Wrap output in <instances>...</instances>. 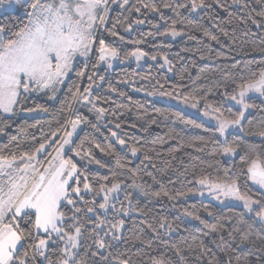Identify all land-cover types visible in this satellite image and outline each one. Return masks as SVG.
Wrapping results in <instances>:
<instances>
[{
  "label": "trees",
  "instance_id": "obj_1",
  "mask_svg": "<svg viewBox=\"0 0 264 264\" xmlns=\"http://www.w3.org/2000/svg\"><path fill=\"white\" fill-rule=\"evenodd\" d=\"M205 2L212 7L193 11L190 7H177L179 4L190 5L191 0H128L126 5L124 0H109L108 19L97 30L93 52L86 61L74 64L65 82L58 86L56 99H50L48 91L34 92L17 106L18 110L42 105L49 111L31 118L19 117L17 111L14 115L0 111V147L8 145L6 151L9 152L17 151V145L21 152L34 150L44 142L50 128L55 130L58 127L57 120L63 124L65 118H76L61 112L62 105L71 99L70 89L74 91V86L79 85L83 91L92 84L89 99L95 98V109L87 102H73V111L86 117L88 122L80 124L74 139L73 147L80 152V156H76L75 152L68 155L82 171L80 186H83L84 175L96 190L101 185L110 188L113 183L122 184L121 199L127 215H118L114 211L103 214L96 210L101 219L106 218L113 223L124 220L120 233L123 240L113 251L122 259L130 258L131 264H151L153 259L161 258L169 264H227L229 255L232 264H237L247 251V246L240 243L239 234L233 231L240 224V214L244 209L222 207L210 200L187 197L198 191L197 183L202 178L211 183L236 180L242 193L256 199L262 197L261 191L251 185L241 169L246 170L247 163L253 159L264 163V137L259 136V132L264 131V96L247 99L252 110L242 121V130L227 135L230 144L240 146L232 159L223 156V144L219 142L221 140L214 127L148 97L150 93L166 92L181 99L187 97L190 102H199L201 108L219 109L225 119L238 116L240 110L228 105L227 99L237 95L241 78L247 80L252 73L258 74L264 68V51H261L264 49V29L250 22L243 23L239 7L232 0H220L226 9L220 8L215 0ZM165 3L172 7L164 8ZM245 3L248 4L245 12L254 9V16L264 10V0H240L241 5ZM144 4H148L149 8L156 5L160 11H150L143 7ZM135 8L140 11H135ZM25 21L24 13H0V25L10 27L9 36L18 31ZM136 21L143 23L137 24ZM173 28L180 33V37L165 39L164 35ZM112 31L117 35L113 36ZM205 31L209 35L206 36ZM211 36L217 39L212 40ZM99 39H103L107 46L115 47L120 60L128 58L136 49L150 57H167L171 74L150 63L142 69L127 65L107 70L98 65ZM80 71L85 73L83 77L76 75ZM88 76H92L95 83L89 81ZM101 76L104 80L99 79ZM100 108L105 111L97 119ZM69 128L70 125L67 130ZM62 135L63 132L58 133V136ZM12 137L16 140L12 141ZM117 139L125 141L124 150L117 145ZM97 144L100 148L96 147ZM54 147L48 148V153ZM131 147L140 149L135 159L129 153ZM101 148L104 150L101 151ZM118 160L125 167L121 168ZM113 173L116 174L115 179ZM104 177L108 179L104 180ZM155 192H160L161 196L152 195ZM164 192L170 196L177 193L185 195L172 200L164 196ZM84 199L89 203H78L76 207L86 209L93 205V200L94 206L101 202L94 192L86 194ZM60 210L65 214L67 228L72 223L68 218L73 215L74 209L67 206ZM78 216L85 225L80 256H86L91 264L97 258L91 256L95 246L93 240L87 237L97 217L85 215L84 211ZM201 221L208 225L224 224V228L212 232ZM19 223L21 228L31 229L26 220ZM162 223L165 225L163 228L160 227ZM98 231L103 237L107 227ZM137 236L140 241L136 240ZM142 241H151V247ZM35 242L32 239L24 242L20 252L27 251L32 256L33 250L29 245ZM173 245L180 249L179 253ZM61 249L58 241L48 247L46 254L55 261L61 256ZM37 264H40L39 260Z\"/></svg>",
  "mask_w": 264,
  "mask_h": 264
},
{
  "label": "snow or ice",
  "instance_id": "obj_2",
  "mask_svg": "<svg viewBox=\"0 0 264 264\" xmlns=\"http://www.w3.org/2000/svg\"><path fill=\"white\" fill-rule=\"evenodd\" d=\"M215 2L220 8L226 9V5L220 3V0H215ZM127 3L128 0H124V4ZM232 3L239 7L243 23L250 22L255 27L264 29V10L256 12L254 16V9L245 12V9L248 8L247 3L241 5L240 0H232ZM0 6H6L12 10L16 6L23 7L26 17V21L19 30L11 33L10 36L7 35L10 27L0 25V111L14 115L17 106L23 104L28 99V94L32 92L48 90L51 93L50 99H56L58 86L65 82V78L73 70L77 57H84L85 60L89 58V53L96 42L97 30L104 26L108 19L109 0H0ZM143 7L150 11H160L156 5L149 8L148 4H144ZM163 7L171 8L172 5L165 3ZM177 7H190L195 11L196 9L211 8L212 5L207 4L205 0H191L190 5L179 4ZM135 11L139 12L140 9L135 8ZM229 15L232 14L229 13ZM135 23L140 24L143 21ZM175 23L174 21L173 24ZM128 27L131 29L132 25L129 24ZM105 31H109V29L105 28ZM111 34L117 35L114 31ZM170 34L173 37L180 35L175 28L171 30ZM205 35L207 36L209 33L205 31ZM225 35H227L226 32ZM120 39L123 40V37ZM211 39L216 40L217 37L211 36ZM98 51L101 61H109L108 67L112 66L110 60L118 57L117 49L107 46L103 39H99ZM132 55L139 60L146 54L138 50ZM152 59L155 60L156 57L153 56ZM165 62H168L167 57H165ZM76 75L83 77L85 73L80 71ZM88 79L95 83L92 76H88ZM99 79L104 80V77L101 76ZM91 87L92 84H89L81 91L79 85H75L74 91L70 89L71 99L62 105L61 112L75 115L76 118L74 120L65 118L63 124L57 120L58 127L55 130L50 128L44 142L39 143V146L34 150L21 152L19 151L20 146L17 145V151L9 152L6 151L8 145L0 147V264H30V262L37 264L38 260L40 264H89L87 257H81L79 252L80 242L85 239V225L80 222L78 216L81 211H84L85 215L92 213L97 217L92 232L87 237L93 240L95 246V251L91 252V256L97 258L92 260L91 264H131L130 258L122 259L120 254L113 251L123 240L120 233L124 228V220L121 219L113 223L106 218L101 219L93 207L86 209L76 207L78 203H89L84 199L86 194L94 192L98 196L103 192L105 193L104 202L99 204V209L107 212L111 207L118 215H127L123 208L116 209L114 204H109L107 194L117 192L120 189V184L113 183L110 188L101 185L96 190L88 183V177L84 175L82 191L80 187L82 171L78 168L73 157L68 155V153L75 152L76 156H80V152L73 147V137L77 127L88 122L86 117L73 111V102H87L95 109V98L89 99ZM238 87L240 88L239 99L237 100L236 96L231 99L242 105V109L235 119H221L223 114L219 109L213 110L217 113L215 133L218 137L223 138L219 142L223 144V154L226 156L235 155L240 149L239 145L233 146L228 142L227 134L230 129L241 125L245 111L251 107L245 102V97L253 91L264 96V68L258 74L252 73L251 78L247 80L241 78ZM187 102L188 98L185 97V103ZM192 106L195 107V104ZM19 111L47 113L49 109L37 105L34 108L21 107ZM104 111L103 108L97 110V119L103 115ZM69 125L71 130H67ZM116 127L120 126L116 125ZM60 132H63L64 135L58 136ZM112 135L116 136V133L112 132ZM259 136L264 137V131H260ZM11 140H16V137H12ZM119 144L125 145V141L119 139ZM53 145H55V155L48 153V148ZM96 147L100 148V145L97 144ZM103 150L101 148V151ZM130 151L132 155H136L140 149L131 147ZM145 158L150 159L147 156ZM117 163L121 168L125 167V164L119 160ZM241 173L247 176L248 181L259 187L262 193L260 199L242 193L236 180H232L230 183H209L207 178H202L198 183L201 186L207 185L209 191L217 194V199L222 193L226 198L241 202L244 209L240 214L242 219L233 231L239 234L240 243L247 246V251L242 260L237 261V264H264V163H258L253 159L247 163L246 170L241 169ZM115 176L116 174L113 173L114 179ZM103 179L107 180L108 178L104 177ZM152 195L160 197L161 193L155 192ZM163 195L176 200L185 194L177 193L175 196H170L168 192H164ZM91 203L94 204L95 200ZM67 206H72L74 213L68 218L72 223L66 228V217L60 209ZM244 216H247L248 219L244 220ZM195 218L199 219V216ZM22 220L31 224V229L21 228L19 222ZM201 223H205V226L212 232H218L224 228V224L208 225L204 221ZM240 225H246V227ZM257 225L258 227H256ZM105 226L107 231L101 237L98 229L103 231ZM164 226L163 223L160 225L161 228ZM53 234H55V239H53ZM29 239L36 241L29 245L33 250L32 256H29L27 251L21 253L19 250ZM136 240L140 241L141 238L137 236ZM57 241L63 242L64 247L61 249L60 258L53 261L46 254V250L50 244H56ZM142 242L151 247V241ZM164 243L166 244L167 241ZM173 247L176 248L177 253L180 252L178 247L175 245ZM151 264H169V262L161 258L153 259ZM227 264H232L230 255Z\"/></svg>",
  "mask_w": 264,
  "mask_h": 264
},
{
  "label": "rangeland",
  "instance_id": "obj_3",
  "mask_svg": "<svg viewBox=\"0 0 264 264\" xmlns=\"http://www.w3.org/2000/svg\"><path fill=\"white\" fill-rule=\"evenodd\" d=\"M4 11L16 12V13H24V8L20 7V6H16L15 9L12 10V9H8L6 6H0V13H2ZM170 32H168V33H166L164 35L165 39H167V40H175V39L180 37V35L173 37L170 34ZM93 49H94V45H93ZM93 49L89 53V57H90L91 53L93 52ZM137 51H138V49L134 50L132 53L137 52ZM139 51L142 52L141 50H139ZM132 53L126 59L120 60L118 57L114 58V59H111L110 63H111L112 66L108 67L109 61L108 60L101 61L99 59L100 53H99V51L97 49L98 65L106 68L107 70H111V69H113L116 66H127V65H133L136 69H142V68L146 67L147 63H150L151 65L159 66L161 69L167 71L168 74H171V70L169 68V64H168V62L167 63L165 62V57H156V59L153 60L152 57H150L148 55H145V56L141 57L139 60H137L136 57L132 55ZM77 61H83L84 62L86 60H85L84 57H77V59L74 61V64ZM158 61H159V63H158ZM69 74H68V76H69ZM67 77L65 78V80L67 79ZM43 91L46 92L48 90H42L40 92H43ZM239 91H238V93H239ZM238 93L236 95L237 100L239 99ZM33 94H35V93L32 92V93L28 94V96L33 95ZM148 95H149L148 97H149L150 100L159 101V102L164 103L166 105L173 106V107L183 111L184 113H187V114L192 115V116H194V117H196L198 119H201V121H203L204 123L214 127V129H215V125L217 123V121H216L217 113L213 112L209 108H201L199 102H190V101H188L187 103H185V99H181V98L173 96L171 94L169 95L166 92H156V93H153V94L150 93ZM253 96H260V94L258 92H255V91L248 93L247 96L245 97V102L248 104L247 99H249L250 97H253ZM193 104H195V107L192 106ZM227 104L232 106V107H234V108H236V109H238V110H240V111L242 109V105L238 104L235 100H232L231 98L227 99ZM251 110H252V108L250 107L248 110L245 111L244 117L241 119V123L244 120L245 116L249 112H251ZM205 113H207V115H205ZM41 114H42V112L26 113V112H23V111H19V109L17 110V116H19V117L31 118V117L39 116ZM6 115H10V114H6ZM221 119H225V118L221 117ZM80 127H81V125H79L77 127V130H76V133H74L73 139H75ZM69 130H71V128H69ZM240 131H241V125L239 127H237V128L230 129L229 133H231V132H240ZM114 137L117 138V135L114 136ZM217 137H218V135H217ZM218 138L221 141L223 139V138H220V137H218ZM116 142H117V145L120 146L123 150L125 149V145H120L118 139H117ZM129 153L133 157V159H135L137 157V155H138V152H137L136 155H132L131 151ZM50 154L51 155H55L54 150ZM235 155L226 156V155L223 154V156L225 158H227V159H232L233 157H235ZM41 158H43V157H41ZM49 158H51V156H49ZM209 183H211V182H209ZM252 185H254V184L252 183ZM197 186H198V191L189 194L187 199L210 200V201L214 202L215 204H217L219 206H222V207H224V206H235V207L242 208V204H241L240 201H237L235 199L226 198V197L223 196L222 193L219 194L220 198L217 199V194L214 193L213 191H209V187L207 185L201 186L199 183H197ZM80 187H81V189L83 191V186H80ZM256 187L259 188L258 186H256ZM122 194H123L122 193V184H120V189L117 192H113V193H108L107 194L108 197H109V204L110 205L114 204L116 209L123 208L124 207L122 205V203H123L122 201L123 200L121 199ZM104 195H105V193H103V192H101L100 195H98V197L101 199L100 204L104 202V200H103V196ZM90 207H93V208L97 209L100 213H103V214H108L109 211H114L110 207L108 209V211L105 212L104 210L99 209V205L94 206V204L91 205ZM123 209L126 211L125 208H123ZM88 214L91 215V216L96 217V215H94L92 213H88ZM43 238H46V237H43ZM53 239H55V234H53ZM60 243H61L62 248H63L64 247L63 242H60ZM51 245H53V244H50L49 246H51ZM46 252H47V250H46Z\"/></svg>",
  "mask_w": 264,
  "mask_h": 264
},
{
  "label": "crops",
  "instance_id": "obj_4",
  "mask_svg": "<svg viewBox=\"0 0 264 264\" xmlns=\"http://www.w3.org/2000/svg\"><path fill=\"white\" fill-rule=\"evenodd\" d=\"M250 183H251V181H250ZM251 185H252V183H251ZM254 188H256L257 190H259V188H257L255 185H252ZM260 191V190H259Z\"/></svg>",
  "mask_w": 264,
  "mask_h": 264
}]
</instances>
